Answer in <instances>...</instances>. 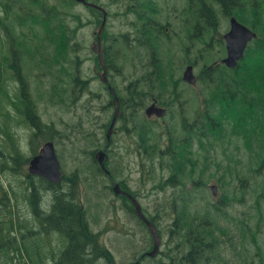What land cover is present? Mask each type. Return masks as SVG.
Here are the masks:
<instances>
[{"label": "rangeland", "instance_id": "rangeland-1", "mask_svg": "<svg viewBox=\"0 0 264 264\" xmlns=\"http://www.w3.org/2000/svg\"><path fill=\"white\" fill-rule=\"evenodd\" d=\"M95 1L108 13L105 33L110 35L113 50L118 49V43L124 49H118L117 65L121 67L120 72L109 67L105 75L106 78L110 75L109 78L122 94L123 85L136 74H144L153 69L152 49L135 40L136 28L140 22L137 15L126 7L132 0ZM152 1L159 11L156 17L162 26L163 51L170 49L175 62L192 64L194 74H198L203 65L218 62L225 56L222 35L228 30V18L225 19L219 13L212 0L206 1L214 5L217 14L216 25L214 30L206 29L204 37H195L191 23L188 27L183 23L184 0ZM58 9L60 11L61 8ZM63 9V20L74 31L73 42L78 46V52L71 53V57L78 62L81 77L88 80V89L78 101L69 104L65 98L60 102L59 88L52 102L49 100L50 87L42 84L38 68L23 66L28 90L36 102L40 119L50 124L53 129L45 136H33L31 125L25 116L22 119L12 112L6 117L4 108L1 110L0 143L6 150L11 146L16 147L17 152L10 167L1 168L3 157L0 158V186L3 188L0 187V264H54L64 247L65 241L58 233L40 228L38 217L33 213L27 195L26 175L29 174V159L46 140L54 143L63 178L62 185L77 190L79 200L86 208L84 215L89 230L98 234L100 247L103 249L104 246L108 251L105 252L109 254L113 264H131L151 247V235L137 220L130 203L115 196L110 188L111 181L99 172L97 162L91 159L106 144L105 132L112 114V106L107 105L109 99L100 82L101 68L97 63L96 54L91 51L97 31V18L80 3H68ZM253 18L252 15L251 19ZM189 32L188 38H185ZM186 46L188 47L185 53L183 49ZM120 48L122 49L121 46ZM205 49H209L208 55L202 58L201 52ZM185 65L177 67V77H180ZM4 81L9 97L15 99L13 88L17 80L12 75H7ZM24 88L27 90V86ZM184 91L191 99V90ZM146 101L147 105L149 100ZM143 109L134 112L138 120L145 117ZM129 113L126 112L127 115ZM148 120L153 124H148L153 130L151 142L163 146L164 132L167 127L177 123L178 114L175 112L173 116L166 114L162 118L152 117ZM115 127L106 150V168L114 176L113 180L124 184L137 199L143 213L148 218L155 219L160 238V253L156 255L155 260L152 257L142 260L143 264H154L156 260L166 258L164 252L171 244L168 230L174 213L168 215V211L173 207L172 200L179 192L180 186L173 187L166 183L169 169L164 162L161 163L155 153L148 156V152L139 146V139L137 140L131 131L134 129L133 122L120 118ZM125 127L129 131H126ZM2 129L9 132V140L2 137ZM244 147L242 139L225 137L213 147L204 150L194 148L193 161L190 164L194 169L193 177L199 178L198 174L202 172L201 177L206 185L195 192L190 188V180L186 178L190 211L201 212L205 203L216 202L223 190H229L230 196L235 195V199L224 208V214L220 218L225 234L219 235V263L259 264L258 259L264 258V206L258 207L255 204L257 185L251 183L246 184L245 188L239 187L237 180L238 175L247 174L249 171ZM6 159L10 161L7 157ZM225 169H229L231 173L224 175L225 183L220 186L218 179ZM29 176V181L36 186H40L41 180H44L39 176ZM212 185L216 186L215 195L211 194ZM3 191L8 192V199H4ZM12 191L16 197L12 195ZM37 202L46 206L49 193L42 191ZM99 263L105 264L103 259L99 260Z\"/></svg>", "mask_w": 264, "mask_h": 264}, {"label": "trees", "instance_id": "trees-1", "mask_svg": "<svg viewBox=\"0 0 264 264\" xmlns=\"http://www.w3.org/2000/svg\"><path fill=\"white\" fill-rule=\"evenodd\" d=\"M184 2V16L185 9L192 8L193 21L197 24L193 33L195 37H204L206 29H215V4H222L224 14H232L256 33V38L248 44L235 67L227 68L216 62L205 64L196 74L197 86H189L181 80V73L180 77L176 76L177 67L184 65L183 62H175L170 49L163 51L161 32L156 39L150 38V44L146 38L142 41L139 39L138 25L135 40L155 47L156 52L152 54L153 69L144 74H136L123 85L122 94L109 74L103 88L109 99V106L112 105L113 98L108 93L107 86L114 90L120 102V118L133 122L134 129L131 131L139 139V146L148 152V156L155 153L169 169L166 183L173 187L180 186L178 193L173 192L177 195L172 200L173 207L168 211V215L174 213L168 230L171 244L164 252L166 258L156 260L154 264H230L219 263L217 253L219 235L225 234L220 218L235 195L230 196L229 190H223L216 202H206L201 212H193L189 209V187L187 188L186 181L190 180V188L195 192L206 185L201 177L202 172L198 174L199 178L193 177L194 169L190 164L195 149L213 147L225 137L242 139L249 171L238 175V185L245 188L246 184H256L255 204L258 207L264 206V0H212L214 5L206 0ZM60 4L64 6L62 0H0V113L4 108L6 117L12 112L22 119L25 116L31 125L33 136L36 137L45 136L53 128L40 119L36 102L29 93L27 79L22 71L24 65L38 68L42 84L50 87L49 100L52 102L59 88L60 102L65 98L69 104L78 101L88 89V80L81 77L78 62L71 57V53L77 52L73 42L74 31L64 21V27L61 28L62 16L58 9ZM126 7L137 15L139 22L142 16L157 13L151 0H132ZM90 11L95 12L92 9ZM202 18L205 19L206 26H202ZM185 38L188 36L185 35ZM187 47L183 49L185 53ZM208 51L209 49H205L201 52L202 58L208 55ZM104 57L107 66L111 70L115 68L119 73L121 67L117 65L118 54L104 53ZM3 75H12L18 81L19 84L16 83L13 88L15 99L9 97ZM26 86L27 90L24 88ZM184 89L191 90V99ZM150 99L157 100L160 106L165 107L169 116H173L175 112L178 114L177 123L167 127L164 132L163 146H157L150 140L153 130L149 125H153L152 122L144 117L138 120L134 114L144 108L146 100ZM127 111L130 112L128 115ZM125 130L129 131L126 127ZM1 132L2 137L10 139L9 132L5 129ZM16 152V147L11 146L6 150L0 143V158L3 157L1 168L10 167ZM91 159L95 161L94 155ZM227 173L231 171L225 169L219 177L220 186L225 183L224 175ZM26 177L29 204L38 217L40 228L58 233L65 241L54 264H100L101 259L105 264L106 260L108 264H113L104 246L103 249L100 247L98 234L89 230L84 215L86 208L79 200L77 190L74 187H64L63 178L59 184L41 180L40 186H36L29 181V175ZM42 191L49 193L46 206L37 202ZM7 193L3 191L4 199H8ZM12 193L16 197L13 191ZM147 219L156 224L153 217ZM138 221L147 229L144 223L139 219ZM155 257L152 259L155 260ZM258 260L259 264H264L263 257Z\"/></svg>", "mask_w": 264, "mask_h": 264}, {"label": "water", "instance_id": "water-1", "mask_svg": "<svg viewBox=\"0 0 264 264\" xmlns=\"http://www.w3.org/2000/svg\"><path fill=\"white\" fill-rule=\"evenodd\" d=\"M77 1L82 2L84 5L89 7H95L103 14V20L97 32V45L93 47V50H97L98 48L97 50L98 61L103 69V72L101 74V79L103 82H106V78H105L106 67L104 65L102 52L100 49V40L105 25L106 13L101 7L95 6L92 3L87 2L86 0H77ZM255 37H256L255 32H253L250 28L237 21L234 17H231L229 30L223 35V39L225 40L226 56L221 60V62L228 68L235 67V65L240 60V58L243 57L247 43ZM182 80L190 84L191 86L196 85V78L193 73L192 65L185 66V68L182 71ZM110 93L112 94L113 97V103L115 105V109L105 134L108 142L120 112L119 100L115 96L112 89H110ZM144 113L147 117L155 116L157 118H161L165 115L166 110L163 107L157 106L156 103L153 102L145 108ZM107 146L108 143L106 144V147ZM94 157L97 160L100 168L104 172L108 173V171L105 169L104 166V162L107 161L105 150L98 151L94 155ZM28 172L31 175L39 176L51 183H59L61 181L62 174L60 171V165L52 141H45L41 145L38 153L29 160ZM211 189L213 194H215V186H212ZM113 191L115 194H121L130 200V202L134 207V211L136 215L145 223L153 240L152 249L150 251H147L140 258H138V260H136L133 264H138L140 262V259L145 255L148 257L155 256L158 253L160 246V238L157 229L150 221L147 220L137 200L128 192L122 190L118 183L113 184Z\"/></svg>", "mask_w": 264, "mask_h": 264}, {"label": "flooded vegetation", "instance_id": "flooded-vegetation-1", "mask_svg": "<svg viewBox=\"0 0 264 264\" xmlns=\"http://www.w3.org/2000/svg\"><path fill=\"white\" fill-rule=\"evenodd\" d=\"M152 1V0H151ZM237 1V0H236ZM153 2V1H152ZM92 3L94 5H99V3L95 0H92ZM206 4V3H205ZM235 4V2H234ZM155 5V4H154ZM217 7H218V10H219V13L226 19L228 18V29L230 27V18L233 17L232 14H224L223 13V5L222 4H216ZM156 7V6H155ZM96 10V9H94ZM156 10H157V13L159 12L158 11V8L156 7ZM185 16H183V23L188 27L189 26V23H191L190 27H191V30L195 31L196 27H197V24L196 22L194 23L193 21V15H192V8L191 9H185ZM157 13H155L154 15H146V16H142L140 18V23H139V39L142 41L146 38V41L147 43L150 42V38H157V36H159L160 32H161V24L159 23V21L157 20ZM202 23L203 25L202 26H206V23H205V19L202 18ZM190 34L187 33L186 36H188ZM95 41H96V38H95ZM94 41V43H95ZM94 43L92 44V46L94 45ZM151 44V42H150ZM147 46H149L151 49H152V53L154 54L155 50H154V47L153 46H150L148 44H145ZM92 46H91V49H92ZM122 46V45H121ZM113 48V42L110 38V35H108L107 33L105 34L104 36V42L101 43V49L103 51V53H106V54H110L111 50ZM100 68V66H99ZM109 70V69H108ZM101 72H102V68H101ZM108 88V87H107ZM112 106V105H111ZM111 184H113V180L111 179ZM122 185V184H121ZM122 187L125 188L124 185H122ZM111 189H112V185H111Z\"/></svg>", "mask_w": 264, "mask_h": 264}, {"label": "bare ground", "instance_id": "bare-ground-1", "mask_svg": "<svg viewBox=\"0 0 264 264\" xmlns=\"http://www.w3.org/2000/svg\"><path fill=\"white\" fill-rule=\"evenodd\" d=\"M214 186V185H213ZM207 187H208V185H207ZM218 188V187H217ZM208 214V213H207Z\"/></svg>", "mask_w": 264, "mask_h": 264}]
</instances>
